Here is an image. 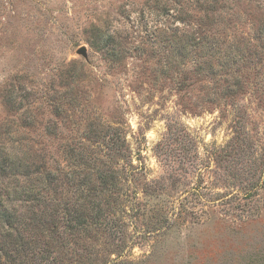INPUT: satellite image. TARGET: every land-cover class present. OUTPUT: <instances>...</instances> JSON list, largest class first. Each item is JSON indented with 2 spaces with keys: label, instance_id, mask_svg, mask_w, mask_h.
Returning <instances> with one entry per match:
<instances>
[{
  "label": "rangeland",
  "instance_id": "obj_1",
  "mask_svg": "<svg viewBox=\"0 0 264 264\" xmlns=\"http://www.w3.org/2000/svg\"><path fill=\"white\" fill-rule=\"evenodd\" d=\"M22 188L0 264L264 253V0H0V195Z\"/></svg>",
  "mask_w": 264,
  "mask_h": 264
},
{
  "label": "trees",
  "instance_id": "obj_2",
  "mask_svg": "<svg viewBox=\"0 0 264 264\" xmlns=\"http://www.w3.org/2000/svg\"><path fill=\"white\" fill-rule=\"evenodd\" d=\"M27 191H31V190H27V189H23V188L20 191H11L10 192L7 190L6 195H3V196L0 195V216H1V219L7 218V220H6V227H7L6 231H7V233L3 234L2 235L3 237L7 238V237L11 236V234H13V232L11 230L14 229L13 223H15V221H16L15 216H16L17 212L14 209H12V206H11V204H9V202L14 201V200H18V201L34 200L35 201V196H30L29 192H27ZM9 206H11V208H9ZM183 212H184V216L189 213V211H186L185 208H184ZM183 212L180 213V217L183 216ZM80 223H81L80 219L77 218V225ZM169 227L170 226L167 225V228H169ZM167 228H165V229H167ZM19 237H20L19 235H17L15 237L16 242H20ZM44 253H45V251H44ZM249 258L245 264H264V253H262L260 255L258 254V256L252 255Z\"/></svg>",
  "mask_w": 264,
  "mask_h": 264
},
{
  "label": "water",
  "instance_id": "obj_3",
  "mask_svg": "<svg viewBox=\"0 0 264 264\" xmlns=\"http://www.w3.org/2000/svg\"><path fill=\"white\" fill-rule=\"evenodd\" d=\"M78 53L82 54L83 56H85L86 54L85 49L83 47L79 48Z\"/></svg>",
  "mask_w": 264,
  "mask_h": 264
}]
</instances>
